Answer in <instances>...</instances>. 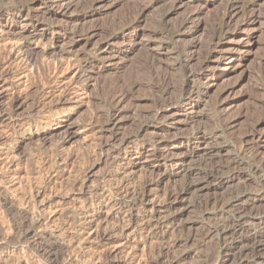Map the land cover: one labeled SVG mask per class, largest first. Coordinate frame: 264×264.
<instances>
[{"label":"rangeland","instance_id":"obj_1","mask_svg":"<svg viewBox=\"0 0 264 264\" xmlns=\"http://www.w3.org/2000/svg\"><path fill=\"white\" fill-rule=\"evenodd\" d=\"M231 1L0 0V264H264V0L238 35ZM211 42L228 49L206 66ZM99 208L107 229L133 216L130 246L96 236Z\"/></svg>","mask_w":264,"mask_h":264},{"label":"bare ground","instance_id":"obj_2","mask_svg":"<svg viewBox=\"0 0 264 264\" xmlns=\"http://www.w3.org/2000/svg\"><path fill=\"white\" fill-rule=\"evenodd\" d=\"M256 1H258V0H256ZM184 2H186V0H175V3L177 4V6L178 5H181V4H184ZM243 1L242 0H232L228 5H229V7H228V9H227V11H226V13H225V16H224V18H223V20H222V22H221V31H223V30H225V28L227 29V30H230V32H232V33H234V34H240L239 33V31H244V30H248V27L250 26V25H253L252 23H254V22H256L257 20H258V16H257V13H256V11H255V9L250 13V15H248L249 14V12H248V10H247V8H246V10H242V5H243V3H242ZM244 4L246 5V3L244 2ZM62 5V4H61ZM245 5H243L244 7H245ZM176 6V7H177ZM243 7V8H244ZM250 10V9H249ZM252 10V9H251ZM220 29V28H219ZM240 29V30H239ZM233 35V34H232ZM232 35H227L228 37H230V38H233L234 37V35L232 36ZM234 39V38H233ZM232 40V39H231ZM212 43V49L213 50H215V51H217V55L216 56H213V57H211V58H209V60H210V62H208V64H206V66L208 65L209 66V63L211 64L212 62H214V60H216V59H218V58H220V56L221 55H224V54H221L220 55V53L222 52V51H225V50H227L228 48H227V46L225 47V44H223V43H218V42H216V43H214L213 44V42H211ZM208 44H210V43H208ZM210 49V48H209ZM205 69V68H204ZM208 78H209V76H207ZM209 83H213V79H211L210 80V82ZM253 132V131H252ZM249 140H252V141H258L259 143L262 141V140H264V129H262V130H258V131H255V132H253V134H252V136H251V139H249ZM248 141V140H247ZM77 182H78V180H77ZM146 184V183H145ZM150 184V183H149ZM172 193V192H171ZM171 193H169V194H167V196H165V199L168 201V200H170L171 198H172V194ZM244 195L243 194H239V195H237V196H233V197H231V198H229V199H227L226 201L225 200H217L216 202H217V206L218 205H221V203L223 202V201H225V203H223L222 205H221V207L219 206L218 208H216L217 210H215V213H214V215L215 216H220V215H223L224 213H225V211L227 210V209H230V208H232V207H234L241 199H242V197H243ZM216 200V199H215ZM215 202V201H214ZM213 202V203H214ZM0 203L2 204V206L3 207H5V209L6 210H8V212L10 213V209H9V207H8V202H6V201H2V200H0ZM1 204H0V206H1ZM99 205L100 206H109L108 205V202H106V201H102V202H100L99 203ZM216 206V207H217ZM166 208H168V207H166ZM170 208V207H169ZM168 208V209H169ZM220 208V209H219ZM161 209V208H160ZM244 210V209H243ZM243 210H240V212H237V214L235 215V222L234 223H231V222H229V221H227V220H224V221H222V222H218V223H216L214 226H213V228H209L208 230H207V234L206 235H210V234H213V233H218V234H223V235H232V234H235V233H237L239 230H240V228L239 227H242L243 226V224L245 223V222H247L248 220H249V216H247L246 214H245V210H244V212H243ZM170 212V211H169ZM172 212V211H171ZM126 213V212H125ZM160 213V212H159ZM247 213V212H246ZM252 214V213H251ZM20 215H22V216H24L22 213H20ZM157 215V214H156ZM159 215V214H158ZM92 224H91V228H92V231H93V229H94V233H96V236L98 237V238H101L102 240H105V239H113V237H114V235H118V239L115 241V242H119V241H122L123 240V242L125 241V243L127 242L128 244H129V246L132 244V242H131V238L130 237H128L127 236V234H129V233H126V226L124 225L125 223H122V220H127V222H128V224H130V223H132L133 222V216L130 214V215H127V216H123V217H121L115 224H114V226H111L109 229H107V228H105V227H107V226H105L104 228H103V224H106V223H108L109 222V216L108 215H104L103 213H102V210H101V208H99V209H97V211L95 212V213H92ZM126 217H129L128 219H126ZM154 219H156V221L154 222L155 224L154 225H156V228H154V230L151 232V234H153V235H155V234H158L159 232H157V231H159V229L160 228H162V227H165V225L167 226V224H172L173 225V223H176L175 221H176V218L174 217V216H172L171 215V213L170 214H166V215H164L163 216V218H160L159 216L157 217V216H155L154 214H152L151 215V217L149 216L148 218L147 217H145V218H143V221H142V223H141V226L140 227H138L139 228V231H141L142 229L144 230V229H147V228H150V227H152V224H153V220ZM108 224H110V223H108ZM113 224V223H112ZM128 224H126L128 227H129V225ZM232 224V225H231ZM134 225V224H133ZM140 225V224H139ZM131 226V225H130ZM135 226V225H134ZM102 227V228H101ZM154 227V226H153ZM135 228V227H134ZM137 229V228H136ZM138 230V229H137ZM168 234L166 233V235L165 236H167ZM95 236V237H96ZM164 236V237H165ZM190 237V236H189ZM188 237V238H189ZM146 237L144 236V239L142 240V241H139V242H137L134 246H136V248L137 249H139V247L142 245V244H144V246L146 245V243L148 242V239H145ZM125 239H127V240H125ZM141 240V239H140ZM74 241V240H73ZM141 242V243H140ZM179 242V241H178ZM178 242L176 243H174L173 245H177L178 244ZM122 243V242H121ZM140 243V244H139ZM126 245V244H125ZM164 244H162V245H160V247L159 246H156V247H154V248H152L150 251H148V250H146V246L143 248L144 249V253L145 254H142V255H145V256H143V257H147L148 258V260H151V258H152V262H154V261H160L161 259H162V257H164L165 256V254H168L167 252H165V249L167 248L165 245L163 246ZM133 246V247H134ZM169 246H171V245H169ZM166 247V248H165ZM64 248H65V250H66V252H69L68 253V255H75V253L74 252H76L75 250H76V248H75V243H71V242H69V243H67L65 246H64ZM165 248V249H164ZM171 248H173V246H171ZM170 250V249H169ZM220 251V250H219ZM78 252V251H77ZM115 252V250H113V249H107L106 251H105V254H104V256H103V259L106 261H109L108 259H110L111 258V256L113 255V253ZM213 253H215V252H213ZM212 253V254H213ZM222 253V252H221ZM116 254V253H115ZM218 255V254H217ZM76 256H78L79 257V252L78 253H76V255H75V257ZM81 257V256H80ZM151 257V258H150ZM210 257V256H209ZM211 257H213V255L211 256ZM210 257V258H211ZM207 258V257H206ZM205 258V259H206ZM201 260L202 261V263H200V264H209V263H211L210 261L212 260H210L209 261V259L207 258V260L209 261H206V260ZM214 259H215V257H214ZM105 264V263H104ZM109 264V263H108ZM112 264H115V263H112Z\"/></svg>","mask_w":264,"mask_h":264}]
</instances>
